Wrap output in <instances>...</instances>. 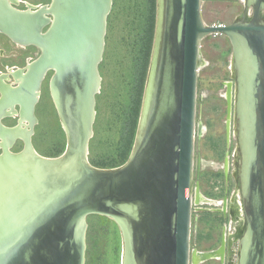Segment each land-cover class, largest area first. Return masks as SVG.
Masks as SVG:
<instances>
[{
    "label": "water",
    "instance_id": "water-1",
    "mask_svg": "<svg viewBox=\"0 0 264 264\" xmlns=\"http://www.w3.org/2000/svg\"><path fill=\"white\" fill-rule=\"evenodd\" d=\"M202 2L157 0L133 149L125 163L99 167L89 159V145L114 0H52L25 10L0 0V30L40 49L17 74L19 85L3 90L0 99V264H86L91 214L118 224L121 264H190L201 43L218 33L232 40L237 64L235 81L224 83L227 140L235 118L242 149L246 229L238 264H264V0H248L254 5L251 22L228 25L206 24ZM51 71L50 91L67 138L57 156L40 154L32 141L36 105ZM16 105L18 124L4 125L5 108ZM19 138L24 146L13 151ZM228 166L227 157L226 173ZM224 254L225 240L216 251L194 250L193 264L217 255L224 260Z\"/></svg>",
    "mask_w": 264,
    "mask_h": 264
},
{
    "label": "rangeland",
    "instance_id": "rangeland-1",
    "mask_svg": "<svg viewBox=\"0 0 264 264\" xmlns=\"http://www.w3.org/2000/svg\"><path fill=\"white\" fill-rule=\"evenodd\" d=\"M32 1L45 2L47 0ZM202 1V17L206 24L229 23L243 11L244 7L241 2L236 0ZM147 4L148 0H114L112 11L109 14L105 53L100 64L103 79L100 92L96 96L97 114L94 134L89 145V159L92 164L99 167H109L116 162V157H123L126 154L127 143L130 141L129 138H131L134 129L136 114L134 118L130 116V113L129 117L125 114L127 115L128 105L135 102L134 94L142 82L139 75L137 78L135 77L138 73L135 45L138 36H141L146 19ZM152 5L155 15V37L157 0ZM38 49L29 47V61L39 54L40 50ZM232 53L231 42L222 34L208 35L202 40V59L207 63L202 64L198 75L197 123L203 130L197 140V149L203 153L202 157L208 163L206 170L213 171L223 162L227 116V101L224 96L226 84L223 82L228 80L231 74L228 71V63ZM51 76L52 74L49 73L44 80L40 99L36 105L38 122L32 137L35 149L45 156L59 155L65 150L67 144L66 133L50 92ZM137 86L138 88H136ZM131 118L133 119L130 124ZM6 121L9 124H14L15 118ZM124 130L128 135L122 142ZM134 142L135 140H133ZM228 144L230 145L229 142ZM231 144L233 145L234 142ZM23 146L24 142L18 140L13 149L19 151ZM88 223L86 264H121L122 236L118 224L113 219L99 214L89 215ZM210 242L202 240V247H209ZM202 264L219 263L217 260H210Z\"/></svg>",
    "mask_w": 264,
    "mask_h": 264
},
{
    "label": "flooded vegetation",
    "instance_id": "flooded-vegetation-1",
    "mask_svg": "<svg viewBox=\"0 0 264 264\" xmlns=\"http://www.w3.org/2000/svg\"><path fill=\"white\" fill-rule=\"evenodd\" d=\"M3 1L4 3L6 4L9 3L11 6L19 10H25L31 6L32 9H36L38 6L44 4H50L52 0H47L45 2H41V1L33 2L32 0H3ZM236 1L241 2L244 5L243 11L239 13L231 22L226 23L225 25L231 24L233 22L242 19H245L247 22H251L254 18L253 4H248V0H236ZM261 17L264 20V7L261 10ZM218 34H222L226 36L227 39L231 42V48L233 53L228 63V71L231 72L228 80L235 81V76L232 73V62L233 59L235 60L234 46L232 40L223 33H218ZM29 47L38 49V47L33 45H24L22 43L16 42L6 32L0 30V99L4 94L3 90H6L9 87L11 88L19 85L21 80H18V78L21 77L18 76L17 74L19 72H23V71L25 72L27 70L28 63L33 60V58H31V60L29 61V56H28ZM204 63L206 64L207 62L204 60ZM50 74H52V71L50 72ZM43 84H42V88H43ZM226 90H227V86H226ZM197 103H198V99H197ZM15 108H16L14 110L15 112L13 113H12L13 109L11 107L5 108V112L8 114L5 115L4 118H2L1 120V122L4 125L14 126L18 124L19 115H20L19 114L20 106L16 105ZM13 117L15 118V123L14 124L7 123L6 120L12 119ZM235 130H236V123L234 118L230 145L227 142V131L224 141L225 143L223 142V144H225L224 145L225 149L223 153L222 165L217 168H214L213 171L206 170L208 163L202 157L203 153L199 152L197 149V140L200 137V125L198 126L197 123V109H196V126H195V135H194V164H193L192 188H191L192 207H191V221H190V264H193L194 250H197L199 253L205 251L219 250L220 247L222 246L223 240H225L224 260H222L221 255H217L216 257H213L211 259L202 260L200 261L199 264H202L210 260H217L219 264H238L240 246H241V236L243 230L246 229V215L243 205L240 183L236 176L237 166L235 164V159L239 144L237 137L238 134H236ZM18 140H22V139L19 138ZM18 140H16L14 146L17 144ZM231 142H234V144L232 145ZM13 148H12L13 151H17L14 150ZM2 150H3L2 147H0V152H2ZM227 157H228V165H229L228 173H226ZM198 188H199L200 199L199 202L197 203L196 197H197ZM202 240L211 241L209 243V247L203 248L201 244Z\"/></svg>",
    "mask_w": 264,
    "mask_h": 264
},
{
    "label": "trees",
    "instance_id": "trees-1",
    "mask_svg": "<svg viewBox=\"0 0 264 264\" xmlns=\"http://www.w3.org/2000/svg\"><path fill=\"white\" fill-rule=\"evenodd\" d=\"M155 0H148V4H147V9H146V13H145V22L143 24V28H142V32H141V36L137 38V43L135 45V47L137 48V57H136V63L138 66V73L135 75V77L137 78V75H139V77L141 78V85L138 88V86L136 88H138V90L135 92L134 94V98H135V102L134 103H130L128 105L129 108H127V115L125 114V116H128V114L130 113V116L134 118L135 114V122H134V129L133 132L131 133V138L130 141L127 143V152L123 157H116L115 159V163L109 165V167H116L119 166L123 163H125L127 161V159L130 156L131 153V148L133 147L132 145L135 133H136V127H137V122H138V116L140 113V108H141V103H142V97H143V91H144V82L146 79V73H147V69L149 66V60H150V56H151V51H152V44H153V37H154V26H155V15H154V6L152 5V3H154ZM134 77V78H135ZM134 105H136L135 107H133ZM129 117V116H128ZM130 119V124L132 123V119ZM126 121V120H125ZM127 123L129 124V121L127 120ZM128 133L127 131L124 130V134H123V140L122 142L126 139ZM61 154V153H60Z\"/></svg>",
    "mask_w": 264,
    "mask_h": 264
},
{
    "label": "bare ground",
    "instance_id": "bare-ground-1",
    "mask_svg": "<svg viewBox=\"0 0 264 264\" xmlns=\"http://www.w3.org/2000/svg\"><path fill=\"white\" fill-rule=\"evenodd\" d=\"M247 13V12H246ZM249 15V14H248ZM250 16V15H249ZM203 59H202V54H201V63H200V66H199V69L201 68L202 64H203ZM236 68H237V64L235 62V60L233 59V62H232V69H233V74L234 76H236ZM18 80H22L21 78H18ZM12 111V110H11ZM15 112L14 110L12 111V113ZM24 121V126H28L29 124V120L27 119H23ZM238 130H239V125H238V122H236V134H238ZM235 164L237 166V170H236V176L238 178V181L240 182V178H241V168H242V149H241V146L238 145V149H237V153H236V159H235ZM239 190V189H238ZM240 191V190H239ZM243 226V225H242ZM240 227V226H239ZM241 228V227H240ZM240 230V229H239ZM245 229L243 230L242 234L244 233Z\"/></svg>",
    "mask_w": 264,
    "mask_h": 264
}]
</instances>
